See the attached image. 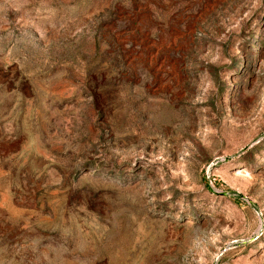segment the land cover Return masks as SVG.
Masks as SVG:
<instances>
[{
	"label": "rangeland",
	"instance_id": "obj_1",
	"mask_svg": "<svg viewBox=\"0 0 264 264\" xmlns=\"http://www.w3.org/2000/svg\"><path fill=\"white\" fill-rule=\"evenodd\" d=\"M0 264H264V0H0Z\"/></svg>",
	"mask_w": 264,
	"mask_h": 264
}]
</instances>
